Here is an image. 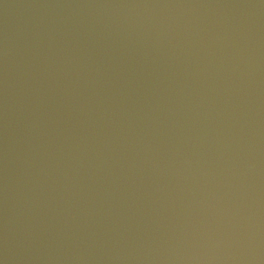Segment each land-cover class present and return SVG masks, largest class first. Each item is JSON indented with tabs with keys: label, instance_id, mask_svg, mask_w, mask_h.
<instances>
[{
	"label": "water",
	"instance_id": "95a60500",
	"mask_svg": "<svg viewBox=\"0 0 264 264\" xmlns=\"http://www.w3.org/2000/svg\"><path fill=\"white\" fill-rule=\"evenodd\" d=\"M0 264H264V0H0Z\"/></svg>",
	"mask_w": 264,
	"mask_h": 264
}]
</instances>
